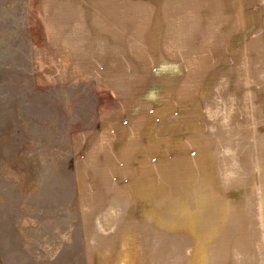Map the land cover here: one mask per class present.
<instances>
[{"label": "rangeland", "instance_id": "374dc122", "mask_svg": "<svg viewBox=\"0 0 264 264\" xmlns=\"http://www.w3.org/2000/svg\"><path fill=\"white\" fill-rule=\"evenodd\" d=\"M0 264H264V0H0Z\"/></svg>", "mask_w": 264, "mask_h": 264}]
</instances>
